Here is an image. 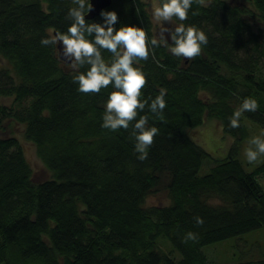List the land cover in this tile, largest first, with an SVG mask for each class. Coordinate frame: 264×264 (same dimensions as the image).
<instances>
[{"label": "trees", "instance_id": "trees-1", "mask_svg": "<svg viewBox=\"0 0 264 264\" xmlns=\"http://www.w3.org/2000/svg\"><path fill=\"white\" fill-rule=\"evenodd\" d=\"M206 3H193L183 21L208 38L199 56L177 58L161 46L134 65L146 75L141 100L150 105L149 97L166 93L163 120L147 105L136 117L148 116V127L158 129L141 161L131 126L101 127L113 87L78 92L76 73L57 46L40 43L67 31L72 0H0V59L8 63L0 64V98L14 102L0 101V126L6 119L23 123L52 173L35 181L19 138L0 136V264H215L204 245L264 227V186L257 177L264 163L248 170L238 157L248 136L245 119L264 125V0ZM104 10L117 12L116 29L137 25L158 39L147 0H113ZM85 19L104 23L101 13ZM179 23L174 18L164 26L174 30ZM165 35L170 47L171 34ZM102 55L107 62L112 54ZM245 98L258 102L257 111L243 113L239 128L229 127ZM207 117L236 140L200 174L210 152L194 132ZM162 189L168 204H145ZM189 231L198 242H182ZM160 236L180 256L166 250ZM224 264H264V256Z\"/></svg>", "mask_w": 264, "mask_h": 264}, {"label": "clouds", "instance_id": "clouds-1", "mask_svg": "<svg viewBox=\"0 0 264 264\" xmlns=\"http://www.w3.org/2000/svg\"><path fill=\"white\" fill-rule=\"evenodd\" d=\"M76 7H72L66 14L71 24L64 33H49L42 38V46L56 47L62 44L60 55L76 73L72 77L73 83L78 84V92L84 94H99L102 89L110 85L113 91L108 94L104 104L101 127L112 132L121 128L128 130L132 127V137L135 140V152L141 161L147 159L148 150L154 143V137L158 133L156 127H148V116L136 119L138 112L143 111L147 105L155 118L163 120V112L166 108V93L161 90L155 99L149 97L141 100L142 89L146 85V75L134 66L139 61H147L150 54L154 56V49L164 46L169 48L171 54L185 60L195 59L201 54L202 46L207 45L206 34L183 21L188 19V12L193 3L207 6L206 0H163L160 6L152 5V20L161 25L159 38H148L143 27L132 24H124L119 29L115 25L118 21L116 11L102 10L101 16L104 23L86 21V13L92 10V4L88 0H72ZM177 24L174 30L164 25L173 20ZM166 33L171 34V46L169 47ZM103 51L110 52L111 58L106 62ZM87 66L86 71H80ZM259 105L255 99L245 98L241 105L230 116L231 128H239L240 120L245 112L257 111ZM135 121L134 124L132 122ZM264 156V139L253 137L245 150L248 163L255 164ZM198 226L204 224L203 218L194 217ZM189 241L198 242V235L191 231L182 237L183 243Z\"/></svg>", "mask_w": 264, "mask_h": 264}, {"label": "rangeland", "instance_id": "rangeland-1", "mask_svg": "<svg viewBox=\"0 0 264 264\" xmlns=\"http://www.w3.org/2000/svg\"><path fill=\"white\" fill-rule=\"evenodd\" d=\"M152 13L153 3L156 6H160L159 0H147ZM239 1V0H233ZM161 25L155 23V33L159 38ZM0 64L7 65L5 59H0ZM0 101L6 105H14L12 97H1ZM248 126V136L240 141L238 157L243 162L244 166L248 170H254L260 168L264 163V156H261L257 163L250 164L245 157V150L249 146V141L253 137H259L264 139V125L253 121L249 117L245 119ZM199 132H194V137L197 141L210 152L203 159L201 165L200 174H206L211 170V167L215 162L225 156L234 141L235 137L222 131L220 123L217 124L215 118H206L202 126L197 128ZM16 135L21 144L23 145L26 155L34 169V180L40 181L48 178L52 175L51 170L44 164L39 157L36 149V145L28 140L24 135V124L20 122H14L11 119H6L2 126H0V136ZM258 180L264 186V171H260L257 174ZM169 203V198L165 190L158 191L150 194L146 201V205H164ZM158 242L164 246L166 250L175 249L173 244L167 237L160 236ZM202 250L206 253L210 263L224 264L230 262L244 261L254 258H260L264 256V227H260L243 234L231 236L210 244H206L202 247ZM177 256H180L178 250H176Z\"/></svg>", "mask_w": 264, "mask_h": 264}, {"label": "water", "instance_id": "water-1", "mask_svg": "<svg viewBox=\"0 0 264 264\" xmlns=\"http://www.w3.org/2000/svg\"><path fill=\"white\" fill-rule=\"evenodd\" d=\"M89 2L92 4V10L88 14L86 13V18H93L94 16L100 14V12L104 8H106L107 6H109L112 3V0H89ZM62 47H63L62 44L57 46V48H58V55H59V57L62 60H64L62 58V56L60 55V49H61V53L63 51Z\"/></svg>", "mask_w": 264, "mask_h": 264}, {"label": "bare ground", "instance_id": "bare-ground-1", "mask_svg": "<svg viewBox=\"0 0 264 264\" xmlns=\"http://www.w3.org/2000/svg\"><path fill=\"white\" fill-rule=\"evenodd\" d=\"M112 2H113V0H112ZM89 3H90V2H89ZM111 4H112V3H111ZM111 4H110V5H111ZM110 5H109V6H110ZM107 7H108V6H107ZM104 9H105V8H104ZM104 9H103V10H104ZM100 13H101V12H100ZM98 15H99V14H98ZM96 16H97V15H96ZM94 17H95V16H94ZM94 17H93V18H94ZM85 18H86V17H85ZM56 33H57V31H55V34H56Z\"/></svg>", "mask_w": 264, "mask_h": 264}]
</instances>
